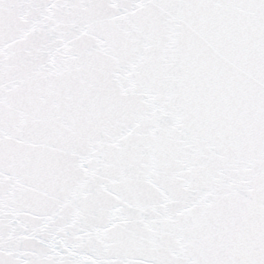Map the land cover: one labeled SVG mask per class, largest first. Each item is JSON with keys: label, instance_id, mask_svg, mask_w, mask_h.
Wrapping results in <instances>:
<instances>
[{"label": "snow or ice", "instance_id": "1", "mask_svg": "<svg viewBox=\"0 0 264 264\" xmlns=\"http://www.w3.org/2000/svg\"><path fill=\"white\" fill-rule=\"evenodd\" d=\"M0 264H264V0H0Z\"/></svg>", "mask_w": 264, "mask_h": 264}]
</instances>
